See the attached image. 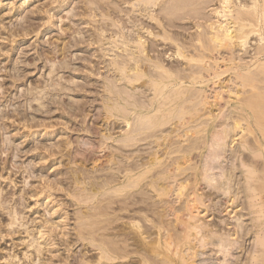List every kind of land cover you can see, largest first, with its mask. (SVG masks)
<instances>
[{
    "label": "bare ground",
    "instance_id": "1",
    "mask_svg": "<svg viewBox=\"0 0 264 264\" xmlns=\"http://www.w3.org/2000/svg\"><path fill=\"white\" fill-rule=\"evenodd\" d=\"M82 1V18L100 17L89 38L104 64L101 111L87 131L94 140L80 153L83 163L64 154L70 141L43 155L65 160L75 190L63 176L22 199L70 191L77 242L88 246L75 264H264V0ZM64 29L63 43L81 33ZM22 31L21 40L36 32ZM56 48L65 64L66 48ZM6 49L0 44L4 60ZM59 207L44 209L31 231L24 211L0 199L7 226L19 223L32 236L30 264L51 263L47 253L60 250L50 248L58 227L69 224L68 206ZM215 213H235V221L208 220Z\"/></svg>",
    "mask_w": 264,
    "mask_h": 264
},
{
    "label": "rangeland",
    "instance_id": "2",
    "mask_svg": "<svg viewBox=\"0 0 264 264\" xmlns=\"http://www.w3.org/2000/svg\"><path fill=\"white\" fill-rule=\"evenodd\" d=\"M83 3L82 0H0V44L10 51L5 52L11 54L8 60H4L5 57L0 55V175H4L0 178V199L5 197L8 206L14 205L18 207L19 212L24 211L19 216L24 218L31 231L41 224L40 216L46 212L47 207L60 211L59 205L65 203V206H68L64 212H68V217H65L69 224L65 229L59 226L57 234L54 233L56 240L50 248L60 250L55 254L47 253V257L55 255L53 261L48 264H67V260L71 264L79 263L83 258L81 254L88 247L86 242H77L76 227L80 221L77 220V207L70 201L68 189L69 192L52 191L54 196L51 198L45 197L48 193L29 198L32 193L49 189L54 181L62 180L66 182V188L75 190L76 186L72 187V184L67 183L69 175L67 176L68 165L65 160L59 159L60 155L56 158H45L43 155L45 152L47 153L44 156L48 155L49 151L51 153L61 150L63 142L65 144L70 141L71 144L64 154L71 153L73 160L83 163L80 153L86 152L88 141L94 140L93 135L87 131H92L101 111L100 75L104 72V64L97 63L98 59L94 57L99 46L89 44V38L95 34L93 21L100 20V17L82 18L81 15L87 9ZM65 27L81 30V33L69 37L70 43L69 40L63 43L61 38L65 35ZM23 29L25 33H30L31 30L36 32L21 40L17 34ZM14 39L20 42L14 44ZM57 45L66 48V58L63 59L66 65L60 62L64 56L58 52ZM49 52L56 55V62L49 58ZM92 54L93 58L90 59ZM90 61L92 64H89ZM91 66H94V75H91ZM104 154L97 153L95 156L99 158ZM55 160L56 162H53ZM74 162L70 167H74ZM92 163H87V166L92 168ZM51 164L55 166L51 167ZM4 167H7L6 171ZM8 177H11L15 187ZM58 177L63 178L59 180ZM25 193L29 196L28 202L31 205L28 208L25 206L29 203L25 198L22 199ZM52 198L54 201L51 202ZM42 200L43 206L35 211L39 208L36 202ZM22 202L25 205L21 206ZM240 209L241 206L237 210ZM8 212L9 210L0 208V233H4V237L0 234V264H30L33 248L28 249L27 242L32 236L27 238L25 228L19 226V223L14 227L7 226L11 219ZM220 216L215 213L208 220L217 223L223 219L235 221L232 219L235 213L231 218L227 213ZM47 218L51 219V216L47 214ZM63 220L62 218L61 221ZM42 230L43 233H52L48 228ZM9 231H13L12 237L5 236ZM64 232H71L72 236L63 237ZM66 241L70 242L68 248L64 245ZM252 241L253 238L246 240L247 248Z\"/></svg>",
    "mask_w": 264,
    "mask_h": 264
}]
</instances>
